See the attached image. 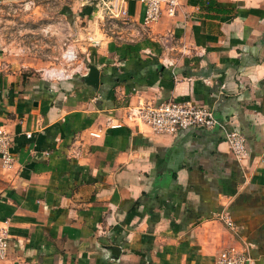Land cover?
Instances as JSON below:
<instances>
[{
  "label": "crops",
  "instance_id": "crops-1",
  "mask_svg": "<svg viewBox=\"0 0 264 264\" xmlns=\"http://www.w3.org/2000/svg\"><path fill=\"white\" fill-rule=\"evenodd\" d=\"M178 1L143 28L144 1L125 0L130 34L101 40L76 78L0 75L14 156L0 164V264H215L238 236L264 264V0ZM89 64L97 86L82 79ZM169 98L209 105L248 155L236 159L219 127L155 133L127 117Z\"/></svg>",
  "mask_w": 264,
  "mask_h": 264
},
{
  "label": "rangeland",
  "instance_id": "rangeland-1",
  "mask_svg": "<svg viewBox=\"0 0 264 264\" xmlns=\"http://www.w3.org/2000/svg\"><path fill=\"white\" fill-rule=\"evenodd\" d=\"M93 0H0V75L20 70L60 81L87 68L88 53L104 38L130 34L133 25L108 23L94 4L91 17L80 10ZM105 14V15H104Z\"/></svg>",
  "mask_w": 264,
  "mask_h": 264
},
{
  "label": "built area",
  "instance_id": "built-area-1",
  "mask_svg": "<svg viewBox=\"0 0 264 264\" xmlns=\"http://www.w3.org/2000/svg\"><path fill=\"white\" fill-rule=\"evenodd\" d=\"M144 11L141 20L142 27L150 25L162 15H174L179 6L178 0H143ZM105 10L108 23L120 21L122 24L134 26L131 20L125 0H96ZM104 14V15H105ZM141 26V25H140ZM127 117L136 124L143 123L155 133L175 134L180 129L197 127H219L223 131L224 140L227 142L232 155L241 160L249 153L245 135L237 129L229 126L227 121L218 119L211 107L204 103H197L189 98H169L159 102H138L127 109ZM111 126H119L121 122L108 121ZM90 134L98 136L99 131H90ZM30 136V132H26ZM12 133L0 126V164L9 168L14 161L12 146ZM223 223L234 233L236 224L228 212L220 214ZM9 219L0 222V258L7 254L9 246ZM236 243L228 244L219 250L215 258V264H250V244L242 237Z\"/></svg>",
  "mask_w": 264,
  "mask_h": 264
},
{
  "label": "water",
  "instance_id": "water-1",
  "mask_svg": "<svg viewBox=\"0 0 264 264\" xmlns=\"http://www.w3.org/2000/svg\"><path fill=\"white\" fill-rule=\"evenodd\" d=\"M96 1V0H93ZM82 79L92 86H97L99 80V70L95 64H89L88 70L82 75Z\"/></svg>",
  "mask_w": 264,
  "mask_h": 264
}]
</instances>
